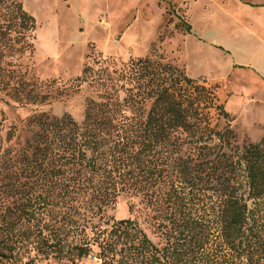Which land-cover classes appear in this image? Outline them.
Wrapping results in <instances>:
<instances>
[{
	"label": "trees",
	"instance_id": "obj_1",
	"mask_svg": "<svg viewBox=\"0 0 264 264\" xmlns=\"http://www.w3.org/2000/svg\"><path fill=\"white\" fill-rule=\"evenodd\" d=\"M36 30L22 0H0V90L44 104L22 63ZM154 53L85 68L76 88L97 98L81 123L34 116L20 150L0 130V264H264V138L239 144L217 86ZM122 196L142 198L161 243L108 217Z\"/></svg>",
	"mask_w": 264,
	"mask_h": 264
},
{
	"label": "rangeland",
	"instance_id": "obj_2",
	"mask_svg": "<svg viewBox=\"0 0 264 264\" xmlns=\"http://www.w3.org/2000/svg\"><path fill=\"white\" fill-rule=\"evenodd\" d=\"M149 1L147 5L142 0H22L37 21L36 52L22 63L32 79L44 84L49 101L30 104L0 90V130L5 141L12 133V141L6 142L9 147L20 150L24 146L34 116L68 113L78 123L83 121L87 99L97 98L86 85L80 91L76 88L85 68L120 71L131 60L150 56L152 49L153 55L181 67L191 78L217 86L239 144L264 138V14L255 9L264 4L201 0L191 10L200 0L183 5L161 0L160 7L155 0ZM241 3L251 8H242ZM129 20L134 21L131 28L126 26ZM184 22L191 26L190 33ZM190 38L223 49L200 48ZM52 81L56 83L49 86ZM226 124L223 118L221 128ZM107 215L135 220L156 244L161 243L151 224L152 213L141 197L122 196ZM38 264L67 263L45 260ZM77 264L101 262L91 255Z\"/></svg>",
	"mask_w": 264,
	"mask_h": 264
},
{
	"label": "crops",
	"instance_id": "obj_3",
	"mask_svg": "<svg viewBox=\"0 0 264 264\" xmlns=\"http://www.w3.org/2000/svg\"><path fill=\"white\" fill-rule=\"evenodd\" d=\"M144 3L143 4H147V5H149L151 2L149 1V0H142ZM156 1V4L158 5V7H160L159 6V3L161 2V0H155ZM173 4H178V5H183L185 2H187L188 0H170ZM254 1H256V2H259V4H264V0H254ZM170 2V3H171ZM202 1L200 0L198 3H196V4H194L193 6H192V8H191V10H193L194 9V7H197V6H199V4L201 3ZM208 2V1H207ZM171 3V4H172ZM207 7L208 5H204V7ZM241 6H242V8H248V7H250L251 8V6L250 5H247V4H244V3H241ZM205 7V8H206ZM216 8H219L218 6H215ZM255 8V7H254ZM258 12H263V14H264V6H258V7H256L255 8ZM190 10V11H191ZM161 14H162V12H163V9L161 8ZM231 15H232V12H230V17H231ZM135 22H136V19H135ZM133 24H134V21H130L129 20V23H127V25L126 26H128L127 28H131V27H133ZM240 25H241V23H240ZM190 40H192L193 42H196L199 46H200V48H205V47H209L210 49H213V48H222L221 46H218V47H215L214 45H207L206 43H204L203 41H196L195 39H193V38H190ZM223 49V48H222ZM189 64V62L187 61L186 62V66ZM188 67V66H187ZM187 67H186V70H187ZM188 72V71H187ZM204 75V74H203ZM197 78V77H196Z\"/></svg>",
	"mask_w": 264,
	"mask_h": 264
}]
</instances>
